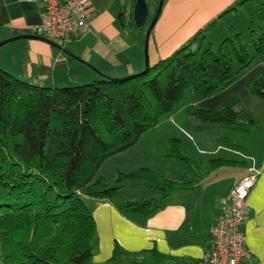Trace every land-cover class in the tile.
I'll return each instance as SVG.
<instances>
[{"label": "trees", "instance_id": "obj_1", "mask_svg": "<svg viewBox=\"0 0 264 264\" xmlns=\"http://www.w3.org/2000/svg\"><path fill=\"white\" fill-rule=\"evenodd\" d=\"M135 1L125 6L121 26L146 31L155 12L137 26ZM251 5H261L262 15L246 16L244 28L228 21L227 33L215 41L207 34L220 25L214 19L171 55L130 77L103 75L56 87L23 80L0 67V264H90L99 240L86 197L109 199L126 182L149 183L159 190L155 196L122 205L124 213L147 218L163 207L172 191L194 187L201 174L178 137L168 139L165 156L186 169L188 181L142 166L118 171L112 186L98 171L106 159L135 145L171 114L187 88L200 98L209 97L234 82L255 56L264 57V1L241 0L224 13ZM249 89L264 99V69ZM236 103L211 109L190 105L186 114L201 123L256 126L252 117L235 111ZM233 163L211 158L208 168ZM156 255L157 250L129 252L115 242L110 260L144 264Z\"/></svg>", "mask_w": 264, "mask_h": 264}, {"label": "crops", "instance_id": "obj_2", "mask_svg": "<svg viewBox=\"0 0 264 264\" xmlns=\"http://www.w3.org/2000/svg\"><path fill=\"white\" fill-rule=\"evenodd\" d=\"M239 1L165 0L150 32L149 63L171 55L214 19L220 25L229 21L239 26L242 23L240 17L254 19L255 12L258 17L262 15L259 14L263 11L261 5L238 7L237 12L224 13L237 6ZM90 2L93 19L86 34L56 42L60 47L37 37L12 39L0 45V67L23 80L56 87L89 82L103 75L121 77L142 70L146 31H126L120 21L129 0ZM39 20L38 1L0 0V41L17 35H36L31 27ZM249 68L224 89L202 98L204 108H215L235 99L240 102L235 105L236 111L246 109L245 103L256 97L251 93L249 83L264 69V57L257 68ZM174 114L165 117L172 120ZM250 116L257 125L250 127L252 131L247 130L245 135L231 124L193 125L189 122L188 125L184 123L183 129L175 124L167 125L163 142L166 144L168 137H180L183 150L195 162L201 175L195 179L194 187L172 191L163 207L147 218L124 213L122 205L126 201L155 196L159 190L149 183L126 182L109 199L93 198L89 208L96 222L99 251L91 263L111 261L117 242L129 252L157 250L158 255L144 264H203L213 243L211 228L227 206L230 188L248 173L250 166H254L259 169V174L248 196L249 215L241 225L244 247L250 253L244 264H264V112L260 113V121L253 113ZM160 125L161 122L144 132L139 141ZM167 153L165 147L160 155L153 156L152 153L150 159L144 158L134 165H129L133 162L126 158L122 168L128 171L146 166L175 181L190 180V174L180 163L165 157ZM211 158L234 160L235 163L209 169ZM200 165H205L204 171H200ZM121 263L134 264L129 260Z\"/></svg>", "mask_w": 264, "mask_h": 264}, {"label": "built area", "instance_id": "obj_3", "mask_svg": "<svg viewBox=\"0 0 264 264\" xmlns=\"http://www.w3.org/2000/svg\"><path fill=\"white\" fill-rule=\"evenodd\" d=\"M40 20L31 27L33 34L54 42H65L90 30L93 13L90 0H36ZM259 169L250 166L227 194V206L211 228L213 243L203 264H244L250 253L245 250L242 223L249 215L248 196L256 183Z\"/></svg>", "mask_w": 264, "mask_h": 264}, {"label": "rangeland", "instance_id": "obj_4", "mask_svg": "<svg viewBox=\"0 0 264 264\" xmlns=\"http://www.w3.org/2000/svg\"><path fill=\"white\" fill-rule=\"evenodd\" d=\"M164 1H163V3H164ZM157 5H158V0H150L149 1L148 17H150L155 12V7ZM240 15H242V12L239 13V16ZM254 15L258 18L257 12H255ZM240 18H241L240 22H242V23L245 22L244 18L243 19H242V17H240ZM242 23L240 24V26L242 28H244L245 25H243ZM225 26H226V23H225V25L224 24L219 25L218 27L212 29L211 31H209L207 33L209 35L208 37L211 36V38L215 41L219 40L223 35H225L227 33V28ZM254 58L255 59L252 62L251 66L248 70H250V69L254 70L255 68H257V66L260 64V61L262 60V57H260V56H255ZM234 100H232V101H234ZM236 101H237V103L235 105L240 103L239 100H236ZM245 104H246V107H245L246 109H243V110L237 111V112H241L242 115H245L247 117H251L250 113H253L254 117L258 120L260 117V113L264 112V99L262 100L261 98L254 97L252 101H248ZM190 105H194V106L200 107V108H202V107L204 108V106H206L205 103L203 102L202 98L198 97L195 93H193V91L190 88H187L183 98L178 103H176L174 106V109L172 111L175 113L173 115V116H175L174 119L171 120L170 117H165L164 119H161V121H160L161 125H160L159 129H157L155 131H150L149 133L145 134L140 141L138 140L139 143L137 142L138 144L136 143L137 144V145L135 144L136 146L133 145V147L132 146L129 147V148H131L130 150L126 151L127 149H129V148H127L126 150L119 152V153L109 157L108 159H106L98 171V176H104L107 179V182L113 186V185H115V177H116V174L118 171H121L123 173H128V172L134 171V170L124 171V169L122 168V167H125L126 158H130V161L133 162V163H129V165L130 164L134 165V162L142 161L144 158L150 159L152 157V153H153V156L154 155H160V153L163 151V149H165V147L169 152V147L167 145V142H166V144L163 142L164 137L166 135V131H167V125L173 126V124H175V127H178L179 129H183L182 126L184 125V123H186L187 125L189 124V122H192L193 125H195V124L201 125L202 124L198 120V118H196L195 116L186 114V108L189 107ZM235 105H234V109H235ZM260 120L261 119H259V121ZM256 125H257V123H256ZM222 126H225V125L222 124ZM233 126H234L233 128H239L241 135L247 134V130L252 131V129L250 127H244L243 128V127H239L237 125H233ZM172 137H178V136H172ZM169 138L170 137H168V139ZM178 138H180V137H178ZM168 139H167V141H168ZM181 147H182V142H181ZM182 150H183V147H182ZM165 157L170 158L167 156H165ZM173 160L178 162L176 159H173ZM140 167H142V166H140ZM140 167H138V168H140ZM138 168H136V169H138ZM199 168H200V171H204L205 165H200ZM159 173H163V172H159ZM164 176H165V174H164ZM92 200H93V198H91V197L85 198V202L88 206L92 205ZM111 261H109L108 263L106 262V263H98V264H124V263H121L122 261H115V260H111ZM146 261H148V260H146ZM90 264H96V263H90Z\"/></svg>", "mask_w": 264, "mask_h": 264}, {"label": "water", "instance_id": "obj_5", "mask_svg": "<svg viewBox=\"0 0 264 264\" xmlns=\"http://www.w3.org/2000/svg\"><path fill=\"white\" fill-rule=\"evenodd\" d=\"M163 1L164 0H158V5H157V9L155 11L154 16L152 17L151 21L149 22L147 28H146V32H145V40H144V68L141 70L142 72L146 71L149 67V58H148V45H149V37H150V32L160 14L162 5H163ZM148 13H149V9H148V5H147V1L146 0H136L134 5H133V17H134V22L137 26H143L148 18ZM20 37H37V38H42L45 40H49L43 36L40 35H32V34H26V35H17V36H13L11 38H7L5 40L0 41V45H3L4 43L15 39V38H20ZM51 41L55 46L60 47L56 42ZM133 74H128L126 76H123V78L125 77H130Z\"/></svg>", "mask_w": 264, "mask_h": 264}]
</instances>
